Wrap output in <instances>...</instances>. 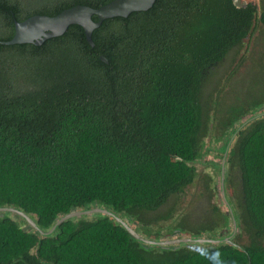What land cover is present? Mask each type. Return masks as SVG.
<instances>
[{
  "label": "trees",
  "instance_id": "trees-1",
  "mask_svg": "<svg viewBox=\"0 0 264 264\" xmlns=\"http://www.w3.org/2000/svg\"><path fill=\"white\" fill-rule=\"evenodd\" d=\"M111 1L57 0L53 10L38 13ZM31 15L0 12V41L11 40L15 21ZM256 21L264 25V0L246 7L234 0H156L148 11L104 20L93 32L94 47L80 25L41 46L0 44V208L23 211L44 231L63 215L95 206L129 225L157 222L148 215L197 180L209 118L203 88ZM229 121L223 119L226 129L238 119ZM243 125L222 158L240 173L236 221L248 245L229 239L200 249L148 246L101 214L42 236L6 213L0 264H264V115ZM211 209L217 214L214 203Z\"/></svg>",
  "mask_w": 264,
  "mask_h": 264
},
{
  "label": "rangeland",
  "instance_id": "rangeland-1",
  "mask_svg": "<svg viewBox=\"0 0 264 264\" xmlns=\"http://www.w3.org/2000/svg\"><path fill=\"white\" fill-rule=\"evenodd\" d=\"M259 2L260 0H237L240 6ZM202 100L209 118L207 135L202 140L201 154L195 163L197 180L182 194L172 197L158 212L148 215V218H157V222L145 225L134 219L130 226L145 238L154 241L172 240L180 235L183 238H195L196 233H200V238H229L246 246L250 243V238L242 224L236 221L237 227H234L231 215L232 211L235 220L237 219L236 211L242 200L240 173L225 161L226 180L223 184L221 164L223 151L228 144L224 153L226 155L230 136L235 129L241 124H244L241 128L245 127L250 118L264 115L263 24L256 21L251 35L214 71L213 79L203 88ZM223 119L225 123L228 119L231 122L235 119L238 121L226 129ZM236 134L237 131L231 141L235 140ZM208 181L215 187L214 191H217L212 195L213 198H210L205 187ZM212 185L209 184L211 187ZM213 203L217 214H213L211 209ZM172 210L175 211L171 217L165 219ZM82 218L91 220L93 217ZM191 246L200 249L206 244L192 243Z\"/></svg>",
  "mask_w": 264,
  "mask_h": 264
},
{
  "label": "water",
  "instance_id": "water-1",
  "mask_svg": "<svg viewBox=\"0 0 264 264\" xmlns=\"http://www.w3.org/2000/svg\"><path fill=\"white\" fill-rule=\"evenodd\" d=\"M155 1L156 0H112L108 4L103 5L102 7L97 9L79 4L72 8L65 9L64 11L60 12L55 16L34 15L23 22L16 21L15 34L13 38L9 41H0V44L11 46L17 44L30 43L36 46H41L46 40L63 35L67 31L69 26L80 25L85 31L87 42L92 47H94L95 44L92 39L93 32L95 29L101 26L104 20L115 17L126 18L134 12L148 11L153 7ZM93 16H96L98 18L97 22L93 20ZM101 59L103 62L108 63V59L104 56H101ZM225 161L226 159L224 158L222 163V178H224L226 172L224 166ZM6 213H11L14 217L23 218L27 222L26 227L38 231L42 236L51 235L57 226L63 224L68 220H72L74 218L82 216H92L95 214H101L114 219L117 223L121 224L133 238L148 246H158L161 248H166L172 245L178 246L180 244H219L224 241H229V238L223 240H211L204 238H182L176 240L162 241L149 240L142 236L134 228H132L128 224V222H126L120 216L116 215L109 209L99 207H94L87 210H75L66 215H63L48 231L39 229L37 223L31 216L14 207L0 208V216H3ZM231 215L233 218L234 227H236V220L232 211Z\"/></svg>",
  "mask_w": 264,
  "mask_h": 264
},
{
  "label": "flooded vegetation",
  "instance_id": "flooded-vegetation-1",
  "mask_svg": "<svg viewBox=\"0 0 264 264\" xmlns=\"http://www.w3.org/2000/svg\"><path fill=\"white\" fill-rule=\"evenodd\" d=\"M56 3H57V0H0V12L10 11V12L14 13L15 10H18L19 12H23V13H33V15H31V16L41 15L38 13L39 11L45 9V7H49V8H51V10H53L52 8L56 5ZM234 3L239 7H246L248 4H250V3H248V4H244V5L240 6L237 3V0H234ZM74 6H76V5H74ZM74 6H72V7H74ZM72 7H70V8H72ZM66 9H69V8H66ZM30 17H28V18H30ZM28 18H26V19H28ZM25 20H23V21H25ZM23 21H18V22H23ZM225 176H226V174L224 175V178H222L223 182L225 180ZM221 177H222V169H221ZM95 207H99V206H95ZM99 208H103V207H99ZM182 238H183L182 235H180L178 238H175L172 240L182 239ZM180 245H182V244H180ZM180 245H178V246H180ZM172 246L175 247L176 245H172Z\"/></svg>",
  "mask_w": 264,
  "mask_h": 264
}]
</instances>
